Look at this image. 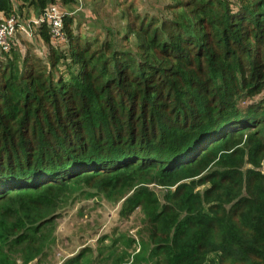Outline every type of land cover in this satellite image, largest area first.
<instances>
[{
	"label": "trees",
	"instance_id": "1",
	"mask_svg": "<svg viewBox=\"0 0 264 264\" xmlns=\"http://www.w3.org/2000/svg\"><path fill=\"white\" fill-rule=\"evenodd\" d=\"M21 1L39 11L54 2ZM132 8L124 25L104 33L74 29L67 12L63 41L56 44L39 23L46 59L33 52V42L24 54L17 43L0 50V201L15 197L19 209L21 197L31 204L28 196L41 187L129 168L176 182L196 162L204 165L207 155L233 149L236 140L264 156V98L251 100L264 89V0H172L163 7L171 16ZM13 10L12 0H0L2 14ZM230 170L216 167L204 178L217 187V179H232ZM177 188L173 201L186 203L185 184ZM229 207V215L242 209L253 235L230 234L216 248L230 243L242 253L264 245V191L255 204L239 196ZM205 218L211 228L215 220ZM179 230L157 236L169 240L168 262L182 249L179 239L195 241ZM15 232L17 242L29 239ZM194 253L184 254L189 264H197Z\"/></svg>",
	"mask_w": 264,
	"mask_h": 264
},
{
	"label": "rangeland",
	"instance_id": "2",
	"mask_svg": "<svg viewBox=\"0 0 264 264\" xmlns=\"http://www.w3.org/2000/svg\"><path fill=\"white\" fill-rule=\"evenodd\" d=\"M169 2L172 0H73V3L54 0L53 4H58L62 13L74 15V29L79 27L82 32L95 29L104 33V28L124 25L123 17L129 4L133 6L132 11L140 14L150 11L171 16L163 8ZM16 3L20 4L26 19L41 13L29 2L17 0ZM2 15L0 13V20ZM16 42L24 51L28 49L26 44L33 42V52L46 59L47 47L38 33L31 39L18 35L14 38ZM262 98L264 89L251 100ZM237 141L240 140L230 144L236 143L233 149L218 150L211 157L203 158L208 159L201 169L198 163L202 160L193 164L187 172L198 170L197 176H184L186 172L176 182L162 179L155 170L129 168L120 171L121 174L83 175L64 184L41 187L28 196L34 201L31 204L26 200L27 195L22 196L19 209L14 207L18 200L15 197L1 200L0 264H28L36 257L37 260L44 258L43 251L49 248L54 255L61 252L64 256L71 251L80 252L81 245L88 248L85 254H80L84 256L80 264H89L87 259L94 260L95 264L96 261L101 264H154L159 259L161 264H189L190 258L184 254L191 248L197 256V264H264V245L254 250L243 248L242 253L230 243L222 245V249L216 248L229 239L230 234L242 238L253 235L243 222L242 209L232 215L228 210L239 196L248 197L250 204L257 203L259 191H264V156L259 158V154L251 152L253 149L250 150L243 140ZM226 163L228 167H223ZM216 167L231 169L232 179L229 182L217 179L218 185L214 187L213 180L204 177ZM179 184H185L186 203L173 201ZM185 206L191 211L187 212ZM205 214L215 220L211 228L207 226ZM175 218L179 220L173 222ZM34 219L39 220L32 221ZM176 223L180 227L179 233H189L195 241L179 239L182 249L179 255H171V262H168L165 256L166 252L170 253L169 240L158 238H166L165 234L178 228L173 227ZM26 225L31 228L26 229ZM15 231L28 233L29 239L17 242ZM161 233L164 235L159 236ZM202 240L205 244L202 243V248L197 247ZM210 242L213 246L207 247ZM159 244L163 249H156ZM143 250L149 252V261L143 259ZM35 264L39 263L36 261Z\"/></svg>",
	"mask_w": 264,
	"mask_h": 264
},
{
	"label": "built area",
	"instance_id": "3",
	"mask_svg": "<svg viewBox=\"0 0 264 264\" xmlns=\"http://www.w3.org/2000/svg\"><path fill=\"white\" fill-rule=\"evenodd\" d=\"M64 13L60 11L58 4H53L41 11V14L28 22L20 18L18 14L10 15L0 20V50L8 51L14 44V38L18 35L31 39L36 35L35 27L39 23H46L51 33L52 43H59L63 39L62 20Z\"/></svg>",
	"mask_w": 264,
	"mask_h": 264
},
{
	"label": "crops",
	"instance_id": "4",
	"mask_svg": "<svg viewBox=\"0 0 264 264\" xmlns=\"http://www.w3.org/2000/svg\"><path fill=\"white\" fill-rule=\"evenodd\" d=\"M17 0H12V3H14L16 5V7H14V10H13V13H11L12 15L14 14H18V16L20 18H23V20L25 21H32L35 17L39 16L41 13L35 15L34 17H31L29 19H26L25 17V14L24 12H22L20 10V4L17 5ZM1 13V12H0ZM2 14V13H1ZM2 18H6V16L3 14L2 15ZM62 41H60L59 43H61ZM17 44L20 45L19 42H16ZM20 52L24 54V49L21 47L20 45ZM45 56H46V53H45ZM44 58V57H43ZM88 248L87 245H81V251L80 252H75V251H71V252H68L66 255L63 256V254L60 252L56 255H54L53 251H51L49 249H47L46 251H43V257L42 259H39L37 260V257L30 260L28 262V264H35L36 261L39 263V264H80L81 261L83 260L84 256L83 255H80L81 253H84L85 254V249ZM46 256V257H45ZM41 258V257H40ZM58 258V259H56ZM92 260V259H91ZM91 260H85V261H88L89 264H95L93 261ZM96 264H101L99 261H96Z\"/></svg>",
	"mask_w": 264,
	"mask_h": 264
}]
</instances>
